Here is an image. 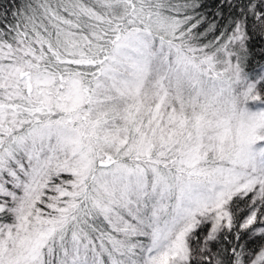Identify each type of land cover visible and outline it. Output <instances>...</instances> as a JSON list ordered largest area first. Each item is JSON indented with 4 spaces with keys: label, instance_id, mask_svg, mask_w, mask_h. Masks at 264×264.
<instances>
[{
    "label": "snow or ice",
    "instance_id": "obj_1",
    "mask_svg": "<svg viewBox=\"0 0 264 264\" xmlns=\"http://www.w3.org/2000/svg\"><path fill=\"white\" fill-rule=\"evenodd\" d=\"M0 264H264V0H0Z\"/></svg>",
    "mask_w": 264,
    "mask_h": 264
}]
</instances>
